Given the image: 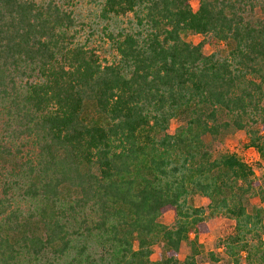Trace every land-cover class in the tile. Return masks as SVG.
<instances>
[{
  "label": "trees",
  "instance_id": "obj_1",
  "mask_svg": "<svg viewBox=\"0 0 264 264\" xmlns=\"http://www.w3.org/2000/svg\"><path fill=\"white\" fill-rule=\"evenodd\" d=\"M74 1L0 0V264H196L211 226L264 264V192L214 148L243 131L264 180V0H91L96 44Z\"/></svg>",
  "mask_w": 264,
  "mask_h": 264
},
{
  "label": "rangeland",
  "instance_id": "obj_2",
  "mask_svg": "<svg viewBox=\"0 0 264 264\" xmlns=\"http://www.w3.org/2000/svg\"><path fill=\"white\" fill-rule=\"evenodd\" d=\"M190 5L193 9L196 8L198 0H189ZM69 9L73 11V16L76 19V40L77 43H82L84 41L91 44H96L98 37L102 36V28L105 26V22L99 18V6L91 0H76L69 5ZM114 22L117 26L121 28H128L133 26V16L129 14L121 19H116ZM131 24V25H130ZM95 29L96 33H90V30ZM91 34H94L91 36ZM202 37L195 34H188L184 37V40L192 44H197L202 41ZM213 49L209 46L204 48L205 54H210ZM179 126V122L172 120L170 122L169 129L173 132ZM245 138V133L243 131H237L233 134L226 136L222 142L215 144L214 148L218 151H228L230 153L236 154L245 164H247L254 171L255 178L258 180L262 192H264V180L261 178L260 166L262 161L254 148H244L242 141ZM259 196H255L250 199L251 204L256 206H261L264 208V201L260 199ZM190 203L194 207H206L208 200L205 197L195 195L191 198ZM174 217L171 211L164 213L160 218L159 222L166 226H171ZM221 229L220 227L211 226L208 233L201 234L198 236L197 242L200 245V249L203 254L196 259V264H228V258L224 254L221 248L217 246V239L220 237ZM191 238L193 236L191 235ZM160 252L156 249L152 259L158 260L160 258ZM190 253V248L186 243H181L178 258L183 261ZM212 253L218 262L210 261L206 254ZM241 264H245L244 260Z\"/></svg>",
  "mask_w": 264,
  "mask_h": 264
}]
</instances>
